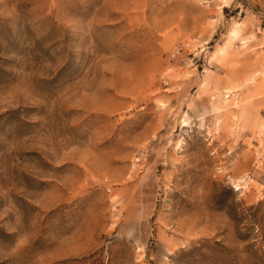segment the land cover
I'll return each mask as SVG.
<instances>
[{
    "label": "rangeland",
    "instance_id": "rangeland-1",
    "mask_svg": "<svg viewBox=\"0 0 264 264\" xmlns=\"http://www.w3.org/2000/svg\"><path fill=\"white\" fill-rule=\"evenodd\" d=\"M0 264H264V0H0Z\"/></svg>",
    "mask_w": 264,
    "mask_h": 264
},
{
    "label": "bare ground",
    "instance_id": "bare-ground-1",
    "mask_svg": "<svg viewBox=\"0 0 264 264\" xmlns=\"http://www.w3.org/2000/svg\"><path fill=\"white\" fill-rule=\"evenodd\" d=\"M246 78V77H245ZM253 80V77L251 76L250 78H246L245 81L251 82Z\"/></svg>",
    "mask_w": 264,
    "mask_h": 264
}]
</instances>
